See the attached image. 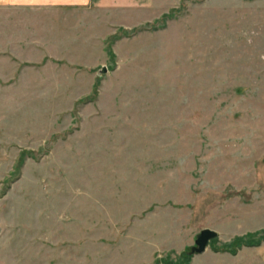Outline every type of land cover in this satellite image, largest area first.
Masks as SVG:
<instances>
[{
  "label": "rangeland",
  "instance_id": "obj_1",
  "mask_svg": "<svg viewBox=\"0 0 264 264\" xmlns=\"http://www.w3.org/2000/svg\"><path fill=\"white\" fill-rule=\"evenodd\" d=\"M116 22L0 8V264H264V0Z\"/></svg>",
  "mask_w": 264,
  "mask_h": 264
},
{
  "label": "crops",
  "instance_id": "obj_2",
  "mask_svg": "<svg viewBox=\"0 0 264 264\" xmlns=\"http://www.w3.org/2000/svg\"><path fill=\"white\" fill-rule=\"evenodd\" d=\"M154 0H0V8L30 10H99L108 12L111 19L124 27L125 22H135L150 11ZM123 24V25H122ZM125 28V27H124ZM156 251L149 264L156 259Z\"/></svg>",
  "mask_w": 264,
  "mask_h": 264
},
{
  "label": "trees",
  "instance_id": "obj_3",
  "mask_svg": "<svg viewBox=\"0 0 264 264\" xmlns=\"http://www.w3.org/2000/svg\"><path fill=\"white\" fill-rule=\"evenodd\" d=\"M173 10L170 11V12H164L161 15V17L163 18L164 21H166L167 19H169V18H171L173 16ZM157 20H159V19H156V21ZM149 25H150V27H148L149 29L157 30V29H159L161 27H164L165 26V22H163L162 24H159V25H156V24H149ZM120 29L122 31H124V33L129 36L128 31H127L128 29H126L124 27H120ZM133 30L137 31V30H139V28H134ZM119 36L120 35H118L117 33L112 35L113 39H115V38L117 39ZM107 50H108V52L111 55L114 54L112 49L109 46H108ZM94 91L96 92V85L94 86ZM89 97L90 96L85 97V98H89ZM214 239L216 240V238H214ZM263 241H264V229L263 230L253 231V232L249 231V232H247L245 234L234 236L230 241L224 242L222 244L221 248L215 247L214 250L218 251V252L219 251H228V252H230L232 254H236L238 252V250L244 245H246V246H258ZM183 254H187L186 250H184L182 252V255ZM186 256H187V258L182 259V261L180 259L179 260H172V259H169L168 257L164 258V259L162 257H156V259H155L153 264H189L190 259H191L192 256L188 255V254Z\"/></svg>",
  "mask_w": 264,
  "mask_h": 264
},
{
  "label": "water",
  "instance_id": "obj_4",
  "mask_svg": "<svg viewBox=\"0 0 264 264\" xmlns=\"http://www.w3.org/2000/svg\"><path fill=\"white\" fill-rule=\"evenodd\" d=\"M106 69L107 67L103 66L102 70H106ZM217 236H218V231L213 228L205 227L201 229V231L197 233L195 242L191 246V249L188 253L197 254L204 252L207 249L210 240Z\"/></svg>",
  "mask_w": 264,
  "mask_h": 264
}]
</instances>
